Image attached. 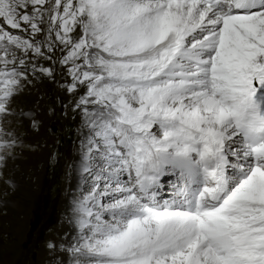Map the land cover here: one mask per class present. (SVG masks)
<instances>
[{
	"label": "snow or ice",
	"instance_id": "obj_1",
	"mask_svg": "<svg viewBox=\"0 0 264 264\" xmlns=\"http://www.w3.org/2000/svg\"><path fill=\"white\" fill-rule=\"evenodd\" d=\"M33 79L82 116L58 264H264V0H0V119Z\"/></svg>",
	"mask_w": 264,
	"mask_h": 264
},
{
	"label": "rangeland",
	"instance_id": "obj_2",
	"mask_svg": "<svg viewBox=\"0 0 264 264\" xmlns=\"http://www.w3.org/2000/svg\"><path fill=\"white\" fill-rule=\"evenodd\" d=\"M73 99L58 84L33 79L14 98L11 107L17 114L0 119V127L17 139L0 167V201L14 204L0 206V264H58L64 259L47 244L75 234L68 216L82 183L72 171L81 154L82 116Z\"/></svg>",
	"mask_w": 264,
	"mask_h": 264
},
{
	"label": "bare ground",
	"instance_id": "obj_3",
	"mask_svg": "<svg viewBox=\"0 0 264 264\" xmlns=\"http://www.w3.org/2000/svg\"><path fill=\"white\" fill-rule=\"evenodd\" d=\"M15 161H16V160H15ZM25 168H26V167H25ZM14 182H15V181H14ZM2 189H3V188H2ZM18 191H19V190H18ZM15 192H16V191H15ZM24 192H25V191H24ZM17 194H18V192H17ZM12 198H14V197H12ZM15 198H16V197H15ZM16 201H17V200L15 199V202H14V201H13V202L16 203Z\"/></svg>",
	"mask_w": 264,
	"mask_h": 264
}]
</instances>
